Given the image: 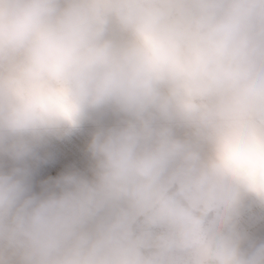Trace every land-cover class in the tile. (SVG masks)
Returning a JSON list of instances; mask_svg holds the SVG:
<instances>
[{"label": "clouds", "instance_id": "clouds-1", "mask_svg": "<svg viewBox=\"0 0 264 264\" xmlns=\"http://www.w3.org/2000/svg\"><path fill=\"white\" fill-rule=\"evenodd\" d=\"M0 264H264V0H0Z\"/></svg>", "mask_w": 264, "mask_h": 264}]
</instances>
